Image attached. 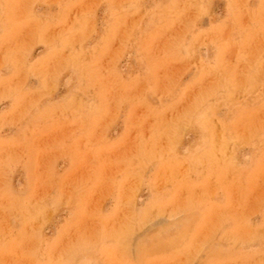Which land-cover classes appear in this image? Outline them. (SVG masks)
<instances>
[{
  "label": "rangeland",
  "instance_id": "rangeland-1",
  "mask_svg": "<svg viewBox=\"0 0 264 264\" xmlns=\"http://www.w3.org/2000/svg\"><path fill=\"white\" fill-rule=\"evenodd\" d=\"M0 264H264V0H0Z\"/></svg>",
  "mask_w": 264,
  "mask_h": 264
}]
</instances>
